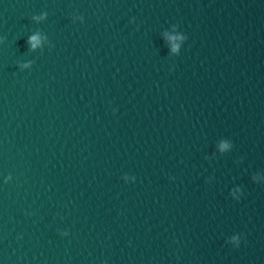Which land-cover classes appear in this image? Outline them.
<instances>
[{
    "label": "water",
    "instance_id": "water-1",
    "mask_svg": "<svg viewBox=\"0 0 264 264\" xmlns=\"http://www.w3.org/2000/svg\"><path fill=\"white\" fill-rule=\"evenodd\" d=\"M0 264H264V0H0Z\"/></svg>",
    "mask_w": 264,
    "mask_h": 264
},
{
    "label": "clouds",
    "instance_id": "clouds-1",
    "mask_svg": "<svg viewBox=\"0 0 264 264\" xmlns=\"http://www.w3.org/2000/svg\"><path fill=\"white\" fill-rule=\"evenodd\" d=\"M41 18H42V17H41ZM173 39H174V40H181V41H182L184 38L181 37V36H177V37H173ZM29 44L31 45V47H32L33 49H35L36 44H37V38H36V37H31V38L29 39ZM172 52H173V53H178V52H179V45H178V44L173 46V48H172ZM25 67H27V66H25ZM226 147H227L226 144H224V145L221 146L222 149H223V148H226ZM9 179H10V178H9ZM129 179H131L132 182L135 183V177H131V178L128 177V176H125V177H124L125 182H128ZM4 183H8V179H6V180L4 181ZM61 235H62V236H67L68 233L65 231V232L61 233ZM231 242H232L236 247H239V244H240V237H239V236H234V237L232 238V241H231Z\"/></svg>",
    "mask_w": 264,
    "mask_h": 264
}]
</instances>
